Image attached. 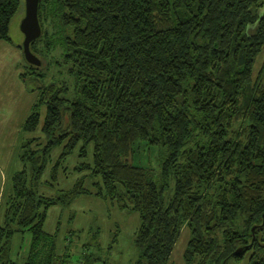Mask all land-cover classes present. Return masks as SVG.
I'll return each mask as SVG.
<instances>
[{
  "label": "trees",
  "instance_id": "1",
  "mask_svg": "<svg viewBox=\"0 0 264 264\" xmlns=\"http://www.w3.org/2000/svg\"><path fill=\"white\" fill-rule=\"evenodd\" d=\"M22 4L0 0V40L11 41ZM39 19L31 49L60 65L62 45L72 86L56 66L55 80L30 63L21 74L40 93L22 125L31 171L13 178L1 264H64L48 209L91 193L139 214L137 264H174L184 226L185 264H264V0H41ZM77 147L74 186L40 193L53 151L56 183ZM146 148L159 152L156 167L130 161ZM17 230L32 236L20 263Z\"/></svg>",
  "mask_w": 264,
  "mask_h": 264
},
{
  "label": "rangeland",
  "instance_id": "2",
  "mask_svg": "<svg viewBox=\"0 0 264 264\" xmlns=\"http://www.w3.org/2000/svg\"><path fill=\"white\" fill-rule=\"evenodd\" d=\"M24 16L23 1L20 11L11 21V41L0 40V228L5 225L8 201L13 193L14 175L24 166H27L29 173L31 171V165L26 164L20 158L24 135L22 125L31 114L32 106L40 93V90L35 89L39 85V80L31 77L24 79L21 75L29 70L22 49L24 34L21 30V21ZM59 35H62V32ZM61 46L57 44L56 49H53L52 55L56 58L51 56L52 60L60 61V65L53 61L52 63L46 61L40 68L41 70L48 69L45 72L49 75V79L54 74L53 79L55 80L58 75L56 66L60 70L59 76L72 86L68 63H63ZM263 60L264 53L259 57L257 69ZM48 65L52 70L46 68ZM40 112L45 115V105L40 108ZM40 134L39 132L38 135ZM78 150L79 147L69 156L56 183L50 182L51 167L60 155L61 149L56 148L53 151L52 162L49 163L39 180L40 193L50 197L58 196L74 186L76 180L82 176V173L75 169L80 162ZM158 157V151H150L146 148V150L137 151L130 161L132 159L131 162L136 165L156 167L160 159ZM87 185L91 188V185ZM139 224L140 217L137 212L122 210L117 203L91 193L80 194L70 204H57L49 207L45 229L50 233H57L59 253L63 254L64 264H137L141 256L135 243V233ZM12 225L16 229L17 223ZM69 237H72L71 241H68ZM31 238L28 231L14 232L10 238V255L13 260L20 263L27 257ZM189 238L190 231L184 226L171 257L174 264H185L184 252ZM88 243L93 245L84 246ZM91 253L92 263L87 256ZM228 264H246V260L237 262L231 259Z\"/></svg>",
  "mask_w": 264,
  "mask_h": 264
},
{
  "label": "water",
  "instance_id": "3",
  "mask_svg": "<svg viewBox=\"0 0 264 264\" xmlns=\"http://www.w3.org/2000/svg\"><path fill=\"white\" fill-rule=\"evenodd\" d=\"M25 5V16L21 21V30L24 34L22 49L28 63L40 66L42 60L31 49V44L42 36V26L39 19V5L41 0H23ZM264 225V221L262 223ZM255 227H253V231ZM239 248L238 251H241Z\"/></svg>",
  "mask_w": 264,
  "mask_h": 264
},
{
  "label": "crops",
  "instance_id": "4",
  "mask_svg": "<svg viewBox=\"0 0 264 264\" xmlns=\"http://www.w3.org/2000/svg\"><path fill=\"white\" fill-rule=\"evenodd\" d=\"M20 11V10H19ZM23 16V15H22ZM12 23V22H11ZM10 32H11V26H10ZM24 38V37H23ZM15 46V45H14ZM19 46V45H18ZM26 137V136H23V138Z\"/></svg>",
  "mask_w": 264,
  "mask_h": 264
}]
</instances>
